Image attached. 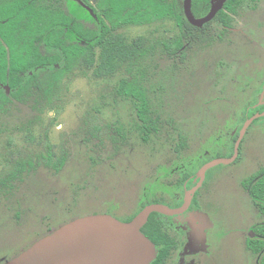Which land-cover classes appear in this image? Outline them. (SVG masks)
Listing matches in <instances>:
<instances>
[{"label": "rangeland", "instance_id": "1", "mask_svg": "<svg viewBox=\"0 0 264 264\" xmlns=\"http://www.w3.org/2000/svg\"><path fill=\"white\" fill-rule=\"evenodd\" d=\"M118 33L127 44L143 38L148 45L177 28L168 20ZM95 51L94 63L76 66L51 101L16 103L0 117V264H12L48 235H65L77 220L107 215L127 222L148 205H179L186 183L199 182L201 162L231 158L252 118L237 158L208 169L196 202L168 216L180 246L165 264H259L247 239L264 216L243 183L264 170V0L245 3L222 40L194 46L177 70L159 60L153 80L164 86L163 122L149 142L136 129L131 100L118 92L133 78L129 59L99 68ZM180 133L187 142L177 151ZM91 230L64 239V250L95 251L104 227ZM141 232L151 242L134 241L122 264H147L156 243L164 244Z\"/></svg>", "mask_w": 264, "mask_h": 264}, {"label": "trees", "instance_id": "2", "mask_svg": "<svg viewBox=\"0 0 264 264\" xmlns=\"http://www.w3.org/2000/svg\"><path fill=\"white\" fill-rule=\"evenodd\" d=\"M249 1L227 0L211 20L196 25L188 17L186 0H97L96 5L89 0H0V117L16 103L30 102L39 107L43 101H51L76 66L86 60L94 63L97 47L101 55L99 68L112 69L114 59H129L133 78L123 79L118 92L131 100L136 129L142 141L149 142L161 132L163 122L164 103L159 92L164 86L161 80H153L159 60H167L170 70H177L187 61L191 48L222 40L232 28L234 16ZM211 10L212 0H192L196 18L208 16ZM168 20L173 21L177 33L152 44L146 45L143 38L127 44L118 33L120 28L151 26ZM186 142L180 133L176 150L180 151ZM234 151L235 144L232 154ZM64 161L54 164L55 168L60 170ZM29 164L33 165L30 161ZM23 169L20 165L14 176ZM1 182L5 181L0 179ZM193 182L191 179L185 188L194 186ZM243 185L264 215V170L246 179ZM158 216L161 213H152L142 230L154 242H164L156 243L157 255L152 264H165L175 253L177 240L165 218L162 224ZM247 247L259 264H264V222L248 236Z\"/></svg>", "mask_w": 264, "mask_h": 264}, {"label": "water", "instance_id": "3", "mask_svg": "<svg viewBox=\"0 0 264 264\" xmlns=\"http://www.w3.org/2000/svg\"><path fill=\"white\" fill-rule=\"evenodd\" d=\"M226 1L227 0H212L211 13L204 18L198 19L192 12V0H186V12L189 19L194 24L202 25L211 20L216 13L224 7ZM252 121L253 118L249 119L243 127V133H241L240 138L235 145L234 155L231 158H216L203 165L198 172V176L201 177V180L204 179L206 172L212 166L220 163L233 162L237 158L242 135L245 134L249 123ZM198 187L199 185L188 192L184 204L179 208L174 209L155 203L146 206L140 214L127 222L118 221L107 215L88 217L83 219V221L77 220L73 223L72 229L65 235H48L42 238L32 248L20 255L12 264H105V260L103 259L106 257L113 259L112 264H122L119 259L122 255H126L133 248L132 244L134 241L137 240L143 245L151 242L146 236H143L141 232L142 228L148 222L150 215L154 212H161L169 215L184 212L190 206L192 199L191 193L195 192ZM86 224H88V227ZM97 226H103L104 231H100L98 234V243H101V246L95 249V251L92 247H73L69 252L64 250L62 244L64 239L72 237L75 232L86 236L94 235L91 229ZM105 231H107L106 235H104ZM150 251L152 250L150 249ZM153 251L150 261L147 264H149L152 259L154 260L156 258L157 249H154Z\"/></svg>", "mask_w": 264, "mask_h": 264}, {"label": "flooded vegetation", "instance_id": "4", "mask_svg": "<svg viewBox=\"0 0 264 264\" xmlns=\"http://www.w3.org/2000/svg\"><path fill=\"white\" fill-rule=\"evenodd\" d=\"M93 5H96V1L97 0H95V2H94V0H89ZM75 9H77V6H76V8ZM132 26H134V25H132ZM213 160V158L212 159H209V160H207L205 163H204V165L206 164V163H208V162H210V161H212ZM201 169V167L199 168V170ZM197 177H198V175H197ZM196 178V177H195ZM200 180H201V177H199V182L198 183H200ZM198 183H196L194 186H192V187H190V188H186L185 189V195H184V197H183V199H182V201H181V203L179 204V205H177V206H174V207H172V208H179V207H181L183 204H184V202H185V199H186V196H187V194H188V192H190L194 187H196L197 185H199ZM244 186V185H243ZM199 188V187H198ZM198 188L195 190V192H193V193H191V197H192V199H191V203H190V206H192V204L194 203V200L196 199L197 200V193H198ZM245 188V187H244ZM245 190H246V188H245ZM196 202V201H195ZM190 206H189V208H190ZM158 213H161V212H158ZM162 215H164V216H167V217H164L165 218V223H166V225H167V227H168V229L170 230V232L173 234V230L174 229H170V227L168 226V223H169V218H168V216H171V215H169V214H164V213H161ZM264 216V215H263ZM158 217H161V216H158ZM174 235V234H173ZM175 237H176V240H177V249H179V246H180V242H179V240H178V237H177V235H174ZM174 254L175 253H173L172 254V256L171 257H173L174 256Z\"/></svg>", "mask_w": 264, "mask_h": 264}]
</instances>
